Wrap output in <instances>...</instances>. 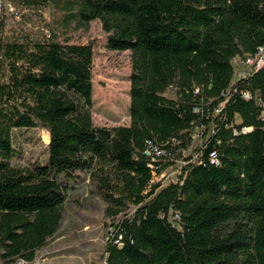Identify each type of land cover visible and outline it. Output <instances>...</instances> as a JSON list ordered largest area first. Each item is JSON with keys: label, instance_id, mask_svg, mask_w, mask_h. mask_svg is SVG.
<instances>
[{"label": "trees", "instance_id": "trees-1", "mask_svg": "<svg viewBox=\"0 0 264 264\" xmlns=\"http://www.w3.org/2000/svg\"><path fill=\"white\" fill-rule=\"evenodd\" d=\"M94 20L131 51L129 126L93 124L94 43L69 34ZM259 47L264 0H0V264H37L79 172L113 219L103 264H264V65L234 66ZM21 128L44 162L12 164Z\"/></svg>", "mask_w": 264, "mask_h": 264}, {"label": "rangeland", "instance_id": "rangeland-1", "mask_svg": "<svg viewBox=\"0 0 264 264\" xmlns=\"http://www.w3.org/2000/svg\"><path fill=\"white\" fill-rule=\"evenodd\" d=\"M7 10L14 7L7 3ZM45 15L49 16L47 10ZM13 24L12 18L9 20ZM69 43H94L93 55V97L91 115L95 126H129L130 125V90L132 57L131 51H116L107 47V37L101 22H91L89 30L72 31ZM64 39V38H62ZM236 75L246 73L242 60L234 62ZM120 93L121 105L105 104L103 97ZM167 96L173 97L170 89ZM240 122V119L237 120ZM16 152L11 162L16 167L32 166L47 159L49 132L43 128H21L14 131ZM202 143L196 137L194 146ZM190 151H186L188 155ZM183 162L169 167L156 180L164 185L177 181L181 174ZM65 181V180H64ZM66 189L63 219L56 234L52 236L46 247L41 249L36 258L37 264H103L106 260L105 245L109 232L113 230V219L106 214L107 203L98 194L97 183L84 172L69 179ZM17 264H25L19 261Z\"/></svg>", "mask_w": 264, "mask_h": 264}, {"label": "built area", "instance_id": "built-area-1", "mask_svg": "<svg viewBox=\"0 0 264 264\" xmlns=\"http://www.w3.org/2000/svg\"><path fill=\"white\" fill-rule=\"evenodd\" d=\"M237 59L235 60V62ZM245 65L246 73L251 72L255 69H259L262 65H264V47H259L258 51L252 55L248 56L245 60H242ZM245 73V74H246ZM244 96L248 98L250 96L249 92H245ZM260 102L263 107V115H264V100L260 99Z\"/></svg>", "mask_w": 264, "mask_h": 264}]
</instances>
